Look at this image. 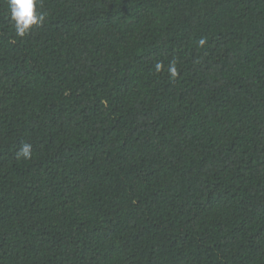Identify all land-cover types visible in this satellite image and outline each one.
Instances as JSON below:
<instances>
[{
    "label": "trees",
    "instance_id": "obj_1",
    "mask_svg": "<svg viewBox=\"0 0 264 264\" xmlns=\"http://www.w3.org/2000/svg\"><path fill=\"white\" fill-rule=\"evenodd\" d=\"M42 10L0 0V264H264V0Z\"/></svg>",
    "mask_w": 264,
    "mask_h": 264
},
{
    "label": "clouds",
    "instance_id": "obj_2",
    "mask_svg": "<svg viewBox=\"0 0 264 264\" xmlns=\"http://www.w3.org/2000/svg\"><path fill=\"white\" fill-rule=\"evenodd\" d=\"M11 18L14 22L16 34L25 36L33 26L43 25L45 13L43 12V0H8ZM17 160L32 158V146L23 143L16 152Z\"/></svg>",
    "mask_w": 264,
    "mask_h": 264
}]
</instances>
